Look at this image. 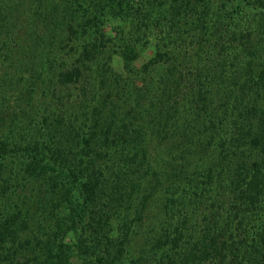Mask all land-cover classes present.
<instances>
[{
    "label": "trees",
    "instance_id": "1",
    "mask_svg": "<svg viewBox=\"0 0 264 264\" xmlns=\"http://www.w3.org/2000/svg\"><path fill=\"white\" fill-rule=\"evenodd\" d=\"M0 264H264V0H0Z\"/></svg>",
    "mask_w": 264,
    "mask_h": 264
},
{
    "label": "rangeland",
    "instance_id": "2",
    "mask_svg": "<svg viewBox=\"0 0 264 264\" xmlns=\"http://www.w3.org/2000/svg\"><path fill=\"white\" fill-rule=\"evenodd\" d=\"M117 64L119 65V64H120V62H119V63L117 62Z\"/></svg>",
    "mask_w": 264,
    "mask_h": 264
}]
</instances>
